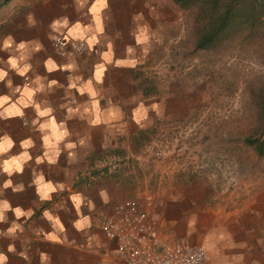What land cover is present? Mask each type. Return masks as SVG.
Masks as SVG:
<instances>
[{
  "label": "crops",
  "instance_id": "crops-1",
  "mask_svg": "<svg viewBox=\"0 0 264 264\" xmlns=\"http://www.w3.org/2000/svg\"><path fill=\"white\" fill-rule=\"evenodd\" d=\"M11 1L0 8H8L0 13V72L5 74L0 98H8L0 107V145L5 137L12 143L0 152L3 264H121L96 216L146 183L163 202L156 212V249L164 243L187 242L206 249V264H264V185L254 186L247 203L229 205L215 200L216 189L209 178L179 177L178 183L174 176L160 181L154 173L156 161L148 160L157 145L152 136L158 135L162 122L188 115L192 104L185 94L187 83L172 75L175 67L161 64L168 54L180 53L175 46L181 17L173 2L106 0L100 12L102 31L97 32L91 13L96 0ZM77 24L80 31L69 35ZM142 30L146 40L137 44ZM58 35L87 47L59 56L52 48ZM93 37L96 43L89 46ZM109 45L110 62L104 59ZM10 60L16 61L15 68ZM48 60L56 65L51 72ZM117 61L125 63L118 66ZM100 66L104 71L97 82ZM25 67L28 71L20 76L18 70ZM159 73L168 76L167 84H157ZM86 85L91 91H81ZM25 87L33 92L28 107L17 103ZM13 104L22 116L4 115ZM34 106L50 110L49 115L40 117ZM141 107L146 111L139 116ZM50 119L57 131L67 133L55 149L44 145V137L54 140L51 129L41 127ZM26 140L32 146L24 149L21 144ZM25 152L29 159L21 162L19 173L3 171L5 162ZM46 152L48 158L55 155L54 163H48ZM41 179L55 189L47 198L36 183ZM5 183L10 186L5 188ZM73 196L80 198L79 209ZM3 203L8 204L7 210ZM16 209L24 215L17 218ZM57 220L60 228L54 224ZM85 220L77 230L74 225ZM49 235L60 243L47 240Z\"/></svg>",
  "mask_w": 264,
  "mask_h": 264
},
{
  "label": "rangeland",
  "instance_id": "rangeland-1",
  "mask_svg": "<svg viewBox=\"0 0 264 264\" xmlns=\"http://www.w3.org/2000/svg\"><path fill=\"white\" fill-rule=\"evenodd\" d=\"M178 14L180 37L175 47L180 53L168 54L161 64L175 67L172 75L187 83L185 94L192 104L188 115L163 121L158 135L152 136L157 145L160 142L149 151L158 157L154 173L160 181L177 176L178 183L179 177H206L216 189V201L235 206L247 203L254 188L264 185V153L257 155L243 141L253 134L264 98V57L259 58L254 43L238 41L214 51L194 49L191 17L181 10ZM162 73L156 78L160 86L168 80ZM141 187L149 189L147 183Z\"/></svg>",
  "mask_w": 264,
  "mask_h": 264
},
{
  "label": "built area",
  "instance_id": "built-area-1",
  "mask_svg": "<svg viewBox=\"0 0 264 264\" xmlns=\"http://www.w3.org/2000/svg\"><path fill=\"white\" fill-rule=\"evenodd\" d=\"M86 47L84 42L61 35L52 41L53 51L59 56L79 53ZM162 146H166V141ZM156 154L160 159L162 151L158 148ZM162 204L155 192L141 187L129 198L111 202L99 210L96 223L113 242L118 261L121 264H206L207 252L200 244L164 243L161 249L155 248L156 212Z\"/></svg>",
  "mask_w": 264,
  "mask_h": 264
},
{
  "label": "trees",
  "instance_id": "trees-1",
  "mask_svg": "<svg viewBox=\"0 0 264 264\" xmlns=\"http://www.w3.org/2000/svg\"><path fill=\"white\" fill-rule=\"evenodd\" d=\"M9 1L0 0V8ZM171 1L178 10L189 13L191 17L194 49L214 51L238 41L241 44L254 43L259 58L264 57V0ZM257 89L261 95L262 87ZM261 101L253 134L243 138L244 143L251 145L257 155L264 153V98ZM157 159L156 155L148 157L151 163Z\"/></svg>",
  "mask_w": 264,
  "mask_h": 264
},
{
  "label": "clouds",
  "instance_id": "clouds-1",
  "mask_svg": "<svg viewBox=\"0 0 264 264\" xmlns=\"http://www.w3.org/2000/svg\"><path fill=\"white\" fill-rule=\"evenodd\" d=\"M105 7H106V0H96V3L93 4V6L91 8V13H92L93 17L95 18L96 31L97 32H101L102 31L101 23H100V12ZM79 31H80V25L77 24L75 26V28L72 29V31L69 33V35H74V34L78 33ZM145 40H146V36L144 34V30H142L140 35L136 37V42H137V44H140V43H143ZM88 43H89V46H91L92 44H95L96 43L95 37H93L91 40H89ZM4 46L5 47L9 46L7 41L5 42ZM20 47L23 48L24 45L21 44ZM109 49H110L109 52L104 54V59L106 61L110 62L111 55H112V53H111V45H109ZM128 51H129V53H131L132 49L129 48ZM9 63L11 64V66L13 68L16 67V61L15 60H10ZM116 63H117L118 66H120V65L124 64L125 62L124 61H117ZM130 66H134V62ZM46 67H47V70L49 72H51V71L55 70L56 65L51 60H48L47 64H46ZM27 71H28V69H27V67H25L22 70H18V74L20 76H23L25 74V72H27ZM103 71H104V69H103L102 66L97 68V71H96V74H95V79L97 80V82L100 81ZM4 75H5L4 73L0 72V80L3 79ZM52 83L55 84V81H53ZM72 86L74 87V85H72ZM85 90L91 91V89L87 85L85 86V89H82L81 91H85ZM17 91H20V89H17ZM32 95H33V92L29 88L25 87L23 92H22V98L17 103L19 105H22L23 107H28L29 103L31 101ZM6 103H8V98H6V97L0 98V107H2ZM34 107L36 108V111H37V113H38V115L40 117H44V116H48L49 115L50 110L46 109L45 111H40L39 110V106H34ZM153 107L155 108L156 106L154 105ZM145 111L146 110L143 109V107H141L139 112H137V115L142 116ZM22 114L23 113L21 112L20 108L17 107L16 104L11 105L9 108L5 109V112H4V115H6L7 117L22 116ZM96 122H98V120ZM41 127H42V129H44V128L51 129L52 133L54 134V140H51L49 137H44V145L46 147L50 148V149H55V143L57 141H60L67 134L66 132H63V131H57V126H56L55 122L53 120H51V119L46 124L42 125ZM31 146H32L31 140H26V141H24L21 144V147L24 148V149H27V148H29ZM11 147H12L11 141L7 137H5L4 140H3L2 145H0V152L6 151L7 149H9ZM67 147L68 148H72V147H74V145L73 144H68ZM45 157L48 158V153L47 152L45 153ZM28 159H29V156L27 155V152H25L23 155H21L17 159H12V160H9V161L5 162L4 165H3V171L6 172L8 175H11L13 171L19 173L22 170L21 169V162L27 161ZM36 162L37 163H41V160L37 159ZM54 162H55V155H53L51 158H48V163L49 164L54 163ZM36 183L40 185V191L45 193V198H47V193L55 191V189L52 187L51 184H43L42 183V179L41 180H37ZM9 186H10L9 183H5L4 184L5 188H7ZM14 191H15V189H14ZM72 200H73L76 208L79 209L80 203H81L80 198L78 196H73ZM2 208L4 210H7L8 209V204L7 203H3ZM15 215H16L17 218H19L21 215H24V213H22L19 209H16L15 210ZM28 215H31V213L29 212ZM44 215L49 220L52 219V217L48 216L47 212H45ZM86 223H87V221L85 220L83 222H77L74 226H75V228L77 230H79L82 227V225L86 224ZM54 224H55V226L57 228H60L58 220L54 221ZM189 226H191V225H189ZM60 230L63 231L62 228ZM10 231H14V229H10ZM46 239L49 240V241L60 243V241L57 240V237L55 235H49V236L46 237ZM9 251H12V249L9 248ZM4 259H5V257L0 255V264H3Z\"/></svg>",
  "mask_w": 264,
  "mask_h": 264
}]
</instances>
